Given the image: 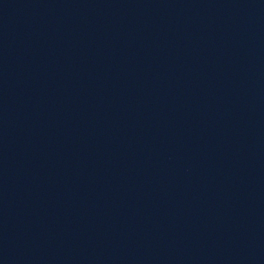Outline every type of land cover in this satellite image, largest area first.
<instances>
[{
    "label": "water",
    "instance_id": "water-1",
    "mask_svg": "<svg viewBox=\"0 0 264 264\" xmlns=\"http://www.w3.org/2000/svg\"><path fill=\"white\" fill-rule=\"evenodd\" d=\"M0 184L79 264H264V0H0Z\"/></svg>",
    "mask_w": 264,
    "mask_h": 264
}]
</instances>
